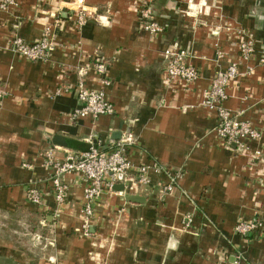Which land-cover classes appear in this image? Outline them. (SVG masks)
<instances>
[{"label":"crops","instance_id":"crops-1","mask_svg":"<svg viewBox=\"0 0 264 264\" xmlns=\"http://www.w3.org/2000/svg\"><path fill=\"white\" fill-rule=\"evenodd\" d=\"M140 0H17L0 10V215L26 209L35 214L40 243L35 250L0 243V264H264V66L238 53L240 34L264 48V0H153L162 28L150 35L139 28ZM89 11L78 27V7ZM54 26L55 48L48 61L31 62L12 50L21 37L36 43ZM187 52L199 77L192 83L165 81L164 51ZM108 65L103 88L111 116L72 121L78 107L75 85L102 88L92 64ZM235 64L225 107L257 129L244 139L248 152L234 151L216 135L214 111L203 106L213 75ZM251 68L249 71L248 68ZM67 88L66 92L57 91ZM134 139L127 157L134 166L155 162L167 173L150 172L148 187L104 190L95 200L84 233L83 189L79 173L64 177L68 191L57 205L50 177L61 163L85 152L88 141L108 146L126 135ZM254 152H259L258 156ZM168 175H177L162 194ZM29 188L40 205L29 204ZM137 195L143 202H128ZM190 215L192 225L182 221ZM238 222H261L246 237Z\"/></svg>","mask_w":264,"mask_h":264},{"label":"built area","instance_id":"built-area-1","mask_svg":"<svg viewBox=\"0 0 264 264\" xmlns=\"http://www.w3.org/2000/svg\"><path fill=\"white\" fill-rule=\"evenodd\" d=\"M153 0H140L138 8L139 28L141 31L156 35L162 31V28L155 21V14L152 7ZM17 6V0H0V10L5 11L11 7ZM91 13L86 11L83 6L78 7L76 25L82 26ZM53 26L47 25L43 29L42 37L36 43H27L21 37H15L12 41V50L31 62L48 61L51 58L55 48V32ZM238 42V53L242 61L249 62L252 57L257 55V63L264 66V48L256 51L251 34H240ZM187 52L178 48H171L163 53L165 63L164 79L165 81L180 80L189 84L198 79V71L187 64ZM108 65L97 60L92 64V70L100 77V89H90L85 85L83 70H79V80L74 89L78 107L69 115L72 121L90 117L96 120L101 116H111L114 113L113 105L107 101L103 88L108 86L106 70ZM251 68L249 67L248 70ZM238 76L237 66L230 64L223 70L214 73L209 88L204 92L203 106L214 111L217 119L215 126L216 135L225 143L227 147L234 151L248 152V148L243 144L244 139L258 140L261 137L260 132L253 128L247 121L238 120L229 109L225 107L228 99L227 88L229 83ZM67 88L57 91L66 92ZM5 97V92L0 89V105ZM131 135H126L116 142H111L108 146H98L88 141L89 147L85 152L67 155L61 163L55 162L52 157L46 155V163L55 168V174L50 177L52 184V195L55 203L61 205L65 202L68 191L64 182V177L71 173H79L85 181L83 189V217L84 233H88L89 221L93 216L95 200L106 190L113 192L114 187L122 183V186L131 183V185L148 187L150 179L148 174L167 173V170L155 162L149 164L134 166L127 157V149L134 144ZM255 156L259 152H254ZM168 182L162 187V194L172 191L177 175H168ZM26 201L29 204L40 205L41 197L37 189L29 188L26 193ZM185 229L192 225L190 215L185 216L182 221ZM261 222H238L235 226V233L241 237H246L251 233L261 229ZM240 254L233 255L232 264L243 263Z\"/></svg>","mask_w":264,"mask_h":264},{"label":"rangeland","instance_id":"rangeland-1","mask_svg":"<svg viewBox=\"0 0 264 264\" xmlns=\"http://www.w3.org/2000/svg\"><path fill=\"white\" fill-rule=\"evenodd\" d=\"M37 216L26 209L14 212L10 215H0V243L14 246H24L35 250L36 235L40 229L36 224Z\"/></svg>","mask_w":264,"mask_h":264},{"label":"water","instance_id":"water-1","mask_svg":"<svg viewBox=\"0 0 264 264\" xmlns=\"http://www.w3.org/2000/svg\"><path fill=\"white\" fill-rule=\"evenodd\" d=\"M122 188H123L122 185H119V186L116 187V189L119 190V191H121ZM126 200H127L128 202H137V203H141V202H143V198H141V197H139V196H137V195L127 196V197H126Z\"/></svg>","mask_w":264,"mask_h":264}]
</instances>
